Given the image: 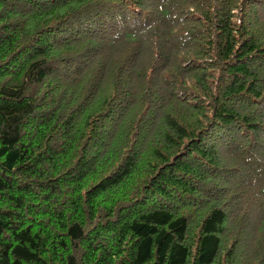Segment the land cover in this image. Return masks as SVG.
<instances>
[{"label": "trees", "instance_id": "1", "mask_svg": "<svg viewBox=\"0 0 264 264\" xmlns=\"http://www.w3.org/2000/svg\"><path fill=\"white\" fill-rule=\"evenodd\" d=\"M0 264H264V0H0Z\"/></svg>", "mask_w": 264, "mask_h": 264}]
</instances>
